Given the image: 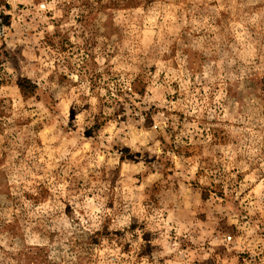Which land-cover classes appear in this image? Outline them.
Listing matches in <instances>:
<instances>
[{"label": "rangeland", "instance_id": "rangeland-1", "mask_svg": "<svg viewBox=\"0 0 264 264\" xmlns=\"http://www.w3.org/2000/svg\"><path fill=\"white\" fill-rule=\"evenodd\" d=\"M6 1L0 264H264V0Z\"/></svg>", "mask_w": 264, "mask_h": 264}, {"label": "trees", "instance_id": "trees-1", "mask_svg": "<svg viewBox=\"0 0 264 264\" xmlns=\"http://www.w3.org/2000/svg\"><path fill=\"white\" fill-rule=\"evenodd\" d=\"M95 1H96V3L98 5H100L101 8H103V6H105L104 3H103V0H95ZM118 1H121V0H118ZM123 1H125V3H127V2H130L131 0H123ZM147 1H149V2L151 1L152 2V1H156V0H147ZM108 3H110V1ZM111 4H112V2H111ZM115 4H117V3H115ZM9 8L10 7H9V5H8L6 0H0V19H1L2 26H8L10 24V16L6 15L5 12H4L5 11L4 9H9ZM18 86H19L21 92L26 97L27 96H32L35 93V90H36V86L34 84H32L29 80H26V79L20 80L18 82ZM203 194H204V198L208 197L207 193L203 192ZM94 237L95 238L92 241H100L101 240L99 233H96L94 235Z\"/></svg>", "mask_w": 264, "mask_h": 264}]
</instances>
